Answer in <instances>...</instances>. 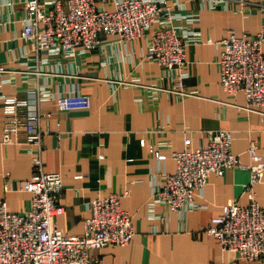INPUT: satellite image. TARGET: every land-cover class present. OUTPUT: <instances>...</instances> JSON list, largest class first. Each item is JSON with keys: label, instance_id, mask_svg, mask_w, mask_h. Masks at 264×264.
Returning a JSON list of instances; mask_svg holds the SVG:
<instances>
[{"label": "crops", "instance_id": "1", "mask_svg": "<svg viewBox=\"0 0 264 264\" xmlns=\"http://www.w3.org/2000/svg\"><path fill=\"white\" fill-rule=\"evenodd\" d=\"M26 0H0V94L25 98L24 75L36 77L55 93L79 92L89 97L88 109L60 111L54 102H43L38 128L43 172H58L63 191L60 203L64 212L57 217L59 229L66 234H81L88 216L87 203L97 196L126 193L120 206L131 217L134 235L124 246L106 245L91 250L101 264H264V255L252 261L238 260L234 253L222 251L217 240L204 229L221 207L233 202L247 203L241 186L248 178L245 169H225L222 175H209L203 191V208L168 212L155 205L149 210L152 183L162 172H173L171 151L196 149L206 145L215 131L230 132V152L240 163L248 164L246 149L255 144V153L264 162V116L243 109L240 92L228 96L219 84L218 55L228 31L235 36H253L264 30V0H226L214 9L207 0H172L173 13L198 15L192 24H174L198 31L202 40L212 43L188 46L182 88L160 91L149 98V85L171 89L169 72L144 59L149 33L132 41L115 35L102 36L100 45L76 60L50 59L40 73H32L34 63L23 65L31 47L20 39ZM264 54V41L260 46ZM23 72H29L23 74ZM0 99V131L3 120ZM143 142V146L141 144ZM161 142L169 148L158 162L149 152ZM34 145L16 142L0 144V201L10 212H22L30 195L18 189L29 178ZM9 173L14 189L3 192L2 175ZM255 200L264 209V170L261 181L252 187Z\"/></svg>", "mask_w": 264, "mask_h": 264}, {"label": "built area", "instance_id": "2", "mask_svg": "<svg viewBox=\"0 0 264 264\" xmlns=\"http://www.w3.org/2000/svg\"><path fill=\"white\" fill-rule=\"evenodd\" d=\"M172 1L180 9L177 0ZM225 1L207 0L208 8L214 9ZM172 8L168 0H26L20 39L31 50L30 55L25 54L23 65L34 63L32 73L37 74L50 59L84 58L100 45L102 36L115 35L121 41H132L150 32L144 59L167 70L173 84L171 89L149 85V98L166 90H178L180 96L191 95L182 88L188 76L184 71L186 49L212 41L202 40L198 31L174 24V21L197 22V14L173 13ZM263 41L261 28L250 37L235 36L228 31L217 42L220 45L219 84L223 92L228 96L240 92L243 109L262 116L264 54L260 46ZM4 72L7 70L0 67V73ZM26 73L29 72H23ZM24 77L25 98L0 94L4 114L0 144L16 142L22 133L24 143L34 145L33 174L18 184L20 191L30 195V202L24 211L10 212L4 201H0V264H101L91 256V250L106 245L124 246L134 235L131 217L120 206L126 193H109L91 199L87 203L89 214L83 221L82 233H63L57 222V217L64 212L60 203L62 179L58 172H43L40 159L41 103L51 101L58 110L70 111L90 108V99L79 92L55 93L45 82L38 83L36 77ZM3 83L10 81H0ZM230 142V132L219 130L211 134L206 145L171 151L174 170L162 172L160 179L152 183L148 208L152 210L160 205L168 212L201 209L209 175L220 176L231 168L247 170V181L241 186L247 203L223 205L204 232L217 240L222 251L234 253L238 260L252 261L264 255V209L258 206L252 189L261 181L264 162L255 153V144L250 142L246 149L250 163H240L237 155L230 152ZM163 148H169L167 142L149 148L158 162L164 159L159 153ZM2 179L3 192L12 191L9 173L4 172ZM219 264L237 263L232 260Z\"/></svg>", "mask_w": 264, "mask_h": 264}]
</instances>
